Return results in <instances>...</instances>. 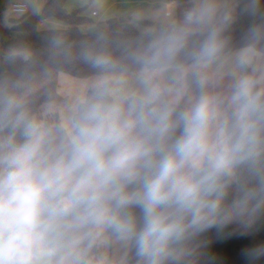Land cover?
Returning <instances> with one entry per match:
<instances>
[{"label": "clouds", "instance_id": "9594fccd", "mask_svg": "<svg viewBox=\"0 0 264 264\" xmlns=\"http://www.w3.org/2000/svg\"><path fill=\"white\" fill-rule=\"evenodd\" d=\"M109 43L80 51L99 74L56 126L0 91V264H87L101 233L137 264H179L196 237L264 207V75L248 73L251 49L224 71L214 6L119 56ZM243 255L256 264L264 244Z\"/></svg>", "mask_w": 264, "mask_h": 264}, {"label": "trees", "instance_id": "16d2710c", "mask_svg": "<svg viewBox=\"0 0 264 264\" xmlns=\"http://www.w3.org/2000/svg\"><path fill=\"white\" fill-rule=\"evenodd\" d=\"M64 2L46 0L40 15L26 14L15 20L11 28L0 27V91L22 96L32 115L50 126L61 123L54 108L65 101L58 93L59 73H68L80 79L97 77L99 74L79 56L85 46L94 44L99 36H104L110 42V50L119 56L118 44L136 42L154 33L140 32L130 24L120 29L117 19L84 33L80 25L88 19L79 16L78 12L68 13ZM234 16L231 22H226V28L221 29L224 53L245 47L264 53V0H237ZM47 17L65 21L68 27L41 29L39 24ZM143 23L152 25L148 21ZM254 29L260 30L258 38L252 36ZM13 32L17 35L11 38ZM7 55L8 58H5ZM262 244L264 207L255 214L233 220L220 230L211 229L196 237L190 244L193 256L182 259L179 264H189V261L193 264H249L243 253ZM84 259L87 264H101L98 235L87 249ZM127 260L130 264H137L131 247ZM256 264H264V258Z\"/></svg>", "mask_w": 264, "mask_h": 264}, {"label": "rangeland", "instance_id": "374dc122", "mask_svg": "<svg viewBox=\"0 0 264 264\" xmlns=\"http://www.w3.org/2000/svg\"><path fill=\"white\" fill-rule=\"evenodd\" d=\"M23 2L28 6V13L14 12L11 10L13 2ZM171 0H65L64 8L68 13L78 12L79 16L86 17L87 22L80 25L84 33L94 31L105 25L111 19L118 20L120 29L130 24L140 32H156L173 24L182 23L184 18L179 15L180 9L175 6L171 12L168 11L167 3ZM206 0H196L199 7ZM215 8V19L219 22L221 29H225L226 22L235 18L237 0H207ZM44 0H0V27L11 28L15 20L24 15H40ZM93 11L96 14H93ZM181 18V20H180ZM183 19V20H182ZM143 21L151 22L148 26ZM41 29H64L68 27L65 21L57 18L47 17L44 23L39 24ZM17 34L13 32L11 38ZM6 39V38H5ZM1 43V38H0ZM245 49H251L252 64L247 69L249 74L257 77L264 75V53L256 51L252 47H245L235 51L224 53V70L230 69L233 58ZM97 77L89 83L87 79H80L68 73L61 72L58 77V93L65 101L58 104L54 109L59 114L62 123L69 115L72 105L78 97L84 95ZM224 83H228L225 77ZM100 245L101 264H130L127 260L130 246L116 240L107 233L98 235Z\"/></svg>", "mask_w": 264, "mask_h": 264}, {"label": "crops", "instance_id": "0c3cea01", "mask_svg": "<svg viewBox=\"0 0 264 264\" xmlns=\"http://www.w3.org/2000/svg\"><path fill=\"white\" fill-rule=\"evenodd\" d=\"M46 0H44V4H45ZM196 0H171L167 3L168 5V11L171 12L173 10V8L175 6H178V8L180 9V13L179 15L181 16V18L185 17L186 14L188 12H190L191 10H193L194 8H197V5H196ZM44 6V5H43ZM29 12V10H28ZM27 12V13H28ZM180 18V20H181ZM47 20V18H44V21L42 23H44L45 21ZM183 20V19H182ZM232 20V19H230ZM107 24V23H106ZM225 72L228 71V69H225L224 70ZM227 77V76H226ZM94 77L92 78H89L87 79L88 81L89 80H92ZM89 83H91V81H89ZM90 86V85H89ZM55 110V109H54ZM46 111H50V110H46Z\"/></svg>", "mask_w": 264, "mask_h": 264}, {"label": "built area", "instance_id": "2783aa9c", "mask_svg": "<svg viewBox=\"0 0 264 264\" xmlns=\"http://www.w3.org/2000/svg\"><path fill=\"white\" fill-rule=\"evenodd\" d=\"M11 10L14 12H20V13H27L28 12V6L27 4L23 3V2H13L11 4ZM93 14H96L95 11H93ZM44 21V19L41 20V23Z\"/></svg>", "mask_w": 264, "mask_h": 264}, {"label": "water", "instance_id": "95a60500", "mask_svg": "<svg viewBox=\"0 0 264 264\" xmlns=\"http://www.w3.org/2000/svg\"><path fill=\"white\" fill-rule=\"evenodd\" d=\"M9 55L5 56V58H8Z\"/></svg>", "mask_w": 264, "mask_h": 264}]
</instances>
